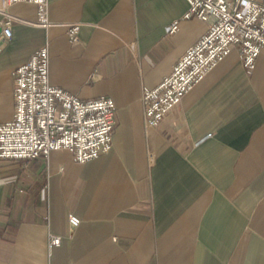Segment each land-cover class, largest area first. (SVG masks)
<instances>
[{"label": "crops", "instance_id": "0c3cea01", "mask_svg": "<svg viewBox=\"0 0 264 264\" xmlns=\"http://www.w3.org/2000/svg\"><path fill=\"white\" fill-rule=\"evenodd\" d=\"M188 7L50 0L48 26L33 3L7 8L0 122L14 115L15 68L47 45L50 82L83 99L111 97L117 124L111 149L84 163L68 149L0 160V264H264V50L248 70L234 47L159 125H146L143 87L207 29L183 18ZM54 235L61 242L51 246Z\"/></svg>", "mask_w": 264, "mask_h": 264}, {"label": "built area", "instance_id": "2783aa9c", "mask_svg": "<svg viewBox=\"0 0 264 264\" xmlns=\"http://www.w3.org/2000/svg\"><path fill=\"white\" fill-rule=\"evenodd\" d=\"M183 18H199L206 31L178 59L172 71L154 87H143L142 102L147 126H157L177 108L185 95L206 74L238 47L248 70H253L264 50V0H187ZM33 3L38 22L50 24V0H0L6 14L1 21L0 54L12 37V17L7 8L14 3ZM179 28V20L167 26L169 34ZM80 25L71 24L67 35L71 45L80 44ZM50 53L47 45L14 70L15 111L0 122V160H27L68 149L76 162L84 163L111 149L116 121V105L108 96L83 99L50 82ZM151 155V154H150ZM77 226L80 219L70 215ZM61 237H51L59 245Z\"/></svg>", "mask_w": 264, "mask_h": 264}, {"label": "water", "instance_id": "95a60500", "mask_svg": "<svg viewBox=\"0 0 264 264\" xmlns=\"http://www.w3.org/2000/svg\"><path fill=\"white\" fill-rule=\"evenodd\" d=\"M1 29H2V25L0 24V31H1Z\"/></svg>", "mask_w": 264, "mask_h": 264}]
</instances>
